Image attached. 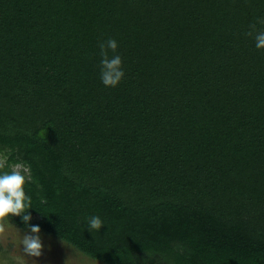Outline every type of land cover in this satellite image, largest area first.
I'll list each match as a JSON object with an SVG mask.
<instances>
[{"label":"trees","instance_id":"obj_1","mask_svg":"<svg viewBox=\"0 0 264 264\" xmlns=\"http://www.w3.org/2000/svg\"><path fill=\"white\" fill-rule=\"evenodd\" d=\"M258 19L264 0H0V157L40 234L102 264H264Z\"/></svg>","mask_w":264,"mask_h":264},{"label":"clouds","instance_id":"obj_2","mask_svg":"<svg viewBox=\"0 0 264 264\" xmlns=\"http://www.w3.org/2000/svg\"><path fill=\"white\" fill-rule=\"evenodd\" d=\"M257 23L264 24V19H258ZM257 23L250 24L245 35L254 38L257 49H264V31L257 30ZM99 48L101 81L106 87H116L125 77L122 57L117 54V41L109 38L100 42ZM4 168L5 164L0 162V264H37L36 258L43 255L44 243L41 228L30 223L33 206L25 192L28 178L20 165L11 171H3ZM13 217L21 218L24 231L11 222ZM87 225L91 233L104 227L99 216L88 218Z\"/></svg>","mask_w":264,"mask_h":264},{"label":"rangeland","instance_id":"obj_3","mask_svg":"<svg viewBox=\"0 0 264 264\" xmlns=\"http://www.w3.org/2000/svg\"><path fill=\"white\" fill-rule=\"evenodd\" d=\"M0 162H3L1 157ZM40 235L44 243V252L41 257L36 258L37 264H102L85 257L57 239Z\"/></svg>","mask_w":264,"mask_h":264}]
</instances>
